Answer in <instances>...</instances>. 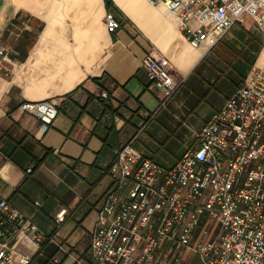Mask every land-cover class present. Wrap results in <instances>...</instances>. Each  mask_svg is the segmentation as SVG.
Listing matches in <instances>:
<instances>
[{
    "label": "crops",
    "instance_id": "obj_1",
    "mask_svg": "<svg viewBox=\"0 0 264 264\" xmlns=\"http://www.w3.org/2000/svg\"><path fill=\"white\" fill-rule=\"evenodd\" d=\"M149 52L167 57L182 80L164 104L141 63ZM222 58L247 59L250 69L264 60V32L251 15L207 49L192 46L175 17L147 0H0V195L57 240L29 264H98L91 243L112 182L105 169L126 143L174 165L194 142L193 128L237 89L218 97L208 88ZM51 98L59 113L46 128L19 107ZM204 104L213 105L193 114Z\"/></svg>",
    "mask_w": 264,
    "mask_h": 264
},
{
    "label": "built area",
    "instance_id": "obj_2",
    "mask_svg": "<svg viewBox=\"0 0 264 264\" xmlns=\"http://www.w3.org/2000/svg\"><path fill=\"white\" fill-rule=\"evenodd\" d=\"M147 1L164 6L195 47H213L248 14L264 32V0ZM106 17L112 28L120 25L114 12ZM141 63L163 91L164 104L182 82L172 62L149 52ZM19 107L39 118L43 128L59 113L54 98L24 100ZM193 134L194 142L170 167L143 156L131 143L115 154L105 169L112 182L92 230L98 264H191L186 251L201 264H264V60ZM65 212H57L58 224ZM203 215L205 229L195 234ZM207 223L219 227L211 239ZM47 241L56 242L55 234L0 195V264H29ZM24 245L34 251L22 250Z\"/></svg>",
    "mask_w": 264,
    "mask_h": 264
},
{
    "label": "rangeland",
    "instance_id": "obj_3",
    "mask_svg": "<svg viewBox=\"0 0 264 264\" xmlns=\"http://www.w3.org/2000/svg\"><path fill=\"white\" fill-rule=\"evenodd\" d=\"M215 53V52H214ZM213 52H209L208 56L205 58L203 63L211 60L212 56L215 55ZM251 67V63L247 59H242L237 62L229 61L227 58L221 59L220 70L216 72L209 73L208 88L213 91L216 96L220 97L223 94L231 93L234 89L243 85L245 81V77ZM213 104L211 105H203V107H198L194 110L193 114H196L198 117L206 114L209 109H211ZM205 223V215H203L201 223L195 229V234L202 233L205 228H203V224ZM206 227H208V231H210L213 227L212 223H207ZM218 224L214 225L209 238H213L218 230ZM184 256L187 260H191V264H201L200 258L194 254V252L186 251Z\"/></svg>",
    "mask_w": 264,
    "mask_h": 264
},
{
    "label": "trees",
    "instance_id": "obj_4",
    "mask_svg": "<svg viewBox=\"0 0 264 264\" xmlns=\"http://www.w3.org/2000/svg\"><path fill=\"white\" fill-rule=\"evenodd\" d=\"M48 242V241H47ZM46 243V242H45ZM44 246H45V244H44Z\"/></svg>",
    "mask_w": 264,
    "mask_h": 264
}]
</instances>
